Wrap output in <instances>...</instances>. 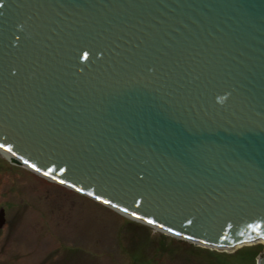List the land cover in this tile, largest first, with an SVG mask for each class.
Here are the masks:
<instances>
[{"label":"water","instance_id":"water-1","mask_svg":"<svg viewBox=\"0 0 264 264\" xmlns=\"http://www.w3.org/2000/svg\"><path fill=\"white\" fill-rule=\"evenodd\" d=\"M0 146L198 244L264 239V0H0Z\"/></svg>","mask_w":264,"mask_h":264},{"label":"rangeland","instance_id":"rangeland-1","mask_svg":"<svg viewBox=\"0 0 264 264\" xmlns=\"http://www.w3.org/2000/svg\"><path fill=\"white\" fill-rule=\"evenodd\" d=\"M0 264H258L264 239L210 247L169 234L0 152Z\"/></svg>","mask_w":264,"mask_h":264},{"label":"bare ground","instance_id":"bare-ground-1","mask_svg":"<svg viewBox=\"0 0 264 264\" xmlns=\"http://www.w3.org/2000/svg\"><path fill=\"white\" fill-rule=\"evenodd\" d=\"M0 152H2L3 154H4V152H5V150L0 146ZM6 153V152H5ZM29 168V167H28ZM31 169V168H30ZM32 170H34V169H32ZM34 171H36V170H34ZM37 172V171H36ZM37 173H39V172H37ZM40 174V173H39ZM42 175V174H41ZM118 211V210H117ZM121 213H123L122 211H120ZM123 214H125V213H123ZM126 215V214H125ZM126 216H128V215H126ZM128 217H130V216H128ZM136 220H139V221H141L139 218H137V217H134ZM148 224V223H147ZM155 226H157V225H155ZM157 229H160V230H162L163 228H161V227H159V226H157L156 227ZM165 230V229H164ZM164 232H167V233H169V234H173V233H171V231L169 232L168 230H165ZM176 236H178V237H181V238H184V239H187V238H185V237H182L181 235H178V234H175ZM188 240H190V239H188ZM191 241V240H190Z\"/></svg>","mask_w":264,"mask_h":264},{"label":"snow or ice","instance_id":"snow-or-ice-1","mask_svg":"<svg viewBox=\"0 0 264 264\" xmlns=\"http://www.w3.org/2000/svg\"><path fill=\"white\" fill-rule=\"evenodd\" d=\"M47 175V173H45ZM149 223H152V221H149Z\"/></svg>","mask_w":264,"mask_h":264}]
</instances>
